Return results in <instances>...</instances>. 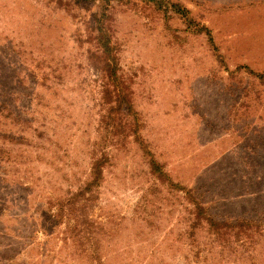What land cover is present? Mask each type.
Here are the masks:
<instances>
[{"label":"rangeland","instance_id":"obj_1","mask_svg":"<svg viewBox=\"0 0 264 264\" xmlns=\"http://www.w3.org/2000/svg\"><path fill=\"white\" fill-rule=\"evenodd\" d=\"M34 1L0 0V264H212L184 236L179 187L219 220L258 224L257 245L228 264H264V85L251 92L229 74L264 71V0H154L165 12L142 0ZM102 9L133 109L115 119L85 57ZM101 154L97 197L85 217L75 205L88 242H65L75 225L57 202L90 180Z\"/></svg>","mask_w":264,"mask_h":264},{"label":"trees","instance_id":"obj_2","mask_svg":"<svg viewBox=\"0 0 264 264\" xmlns=\"http://www.w3.org/2000/svg\"><path fill=\"white\" fill-rule=\"evenodd\" d=\"M34 1V0H33ZM108 2L109 0H104ZM145 5V8L152 9L151 5H156L154 0H142ZM36 2V1H34ZM60 1H56V4ZM79 2V1H78ZM158 12L164 11L162 9L161 1H159L158 6L153 7ZM168 8V7H167ZM113 9V7H110ZM170 13L183 16L182 12L184 9L177 4H171L169 6ZM186 21L187 18L184 17ZM94 26L91 27V32H97L100 36L95 39H90L86 43L90 48L86 49V61L91 71L94 81L97 84V88L100 92V98L103 100L105 106L108 107V115L110 118L115 119L119 117L118 115L133 114L132 105L126 99L125 94L123 93L121 86V77L119 75V59L114 51V46L112 42V37L110 34L111 23L113 22L112 15L107 12L106 9H102L98 17L92 18ZM197 34H200V31H197ZM195 32V33H196ZM207 38V36H206ZM210 41V38L208 39ZM212 56L215 59H221L222 55L219 53V49L216 46L215 42L212 40ZM229 71V70H227ZM230 78H239L238 75L245 76L250 81V91L255 92V84L264 85V71L255 70L248 65H238L235 69L230 71ZM114 106L112 107L111 105ZM118 114V115H117ZM136 113H134L135 115ZM133 133H130L135 143L139 141V131L140 125L138 124L137 119L134 118ZM120 124V123H119ZM123 125L120 124V127ZM125 126V122L124 125ZM115 127V125H112ZM125 128V127H124ZM142 152L147 158L148 166L151 171V174L155 175L156 178L162 179L164 172L160 169L159 163L152 158V154L142 145ZM107 160L106 155L101 154L99 158H94V162L91 165L90 169V180L81 182L77 185L76 191H67V196L64 197L61 201L57 202V209L60 214L64 213L65 210L67 213V222L71 221L74 223L75 228H71L70 224L67 223L65 230L72 231L75 234L71 237L63 236L62 239L66 242L67 240L76 241L82 240L83 243H87L84 236L85 227L84 223H78L80 216H84L87 208V203L92 201V198H96L95 191L93 189L99 184V181L102 177V165L105 164ZM178 191L182 194V199L186 203L184 210L188 216L185 218L186 229H183L184 236L187 240L190 241L192 245L196 244V251L194 253V258H201L200 261L207 259L212 261V264H228L231 263V260L239 258V261H243V254L246 251V248L251 245H257L254 242V236L260 235L258 231V224L252 223V221L237 218L233 220H219L213 217L208 211L203 200L194 193L193 189L179 187ZM89 195L92 197L89 198ZM60 200V198H59ZM82 202V213L78 216V210L75 205L78 202ZM70 214V216H69ZM212 216V217H211ZM55 217V216H54ZM206 225V227L204 226ZM78 226H80L78 228ZM67 227V229H66ZM203 228L208 235L209 246L205 249L203 248L204 244L198 245V237L196 229ZM87 229V227H86ZM88 230V229H87ZM64 232H62L63 234ZM82 253V250H81ZM210 258H208V255ZM235 259V260H236ZM204 261V260H203Z\"/></svg>","mask_w":264,"mask_h":264}]
</instances>
